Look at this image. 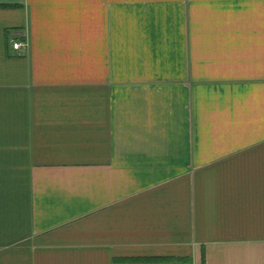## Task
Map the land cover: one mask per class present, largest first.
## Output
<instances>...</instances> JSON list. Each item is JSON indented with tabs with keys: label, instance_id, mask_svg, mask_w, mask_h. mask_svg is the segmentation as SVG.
Listing matches in <instances>:
<instances>
[{
	"label": "crops",
	"instance_id": "1",
	"mask_svg": "<svg viewBox=\"0 0 264 264\" xmlns=\"http://www.w3.org/2000/svg\"><path fill=\"white\" fill-rule=\"evenodd\" d=\"M0 264H264V0H0Z\"/></svg>",
	"mask_w": 264,
	"mask_h": 264
},
{
	"label": "built area",
	"instance_id": "2",
	"mask_svg": "<svg viewBox=\"0 0 264 264\" xmlns=\"http://www.w3.org/2000/svg\"><path fill=\"white\" fill-rule=\"evenodd\" d=\"M23 45H24V44H23L22 42L15 41V42H13V44H12V48H13L14 50H18V49L22 48Z\"/></svg>",
	"mask_w": 264,
	"mask_h": 264
},
{
	"label": "trees",
	"instance_id": "3",
	"mask_svg": "<svg viewBox=\"0 0 264 264\" xmlns=\"http://www.w3.org/2000/svg\"><path fill=\"white\" fill-rule=\"evenodd\" d=\"M149 261V260H148ZM152 261H158V260H152ZM203 262H204V260H203Z\"/></svg>",
	"mask_w": 264,
	"mask_h": 264
}]
</instances>
